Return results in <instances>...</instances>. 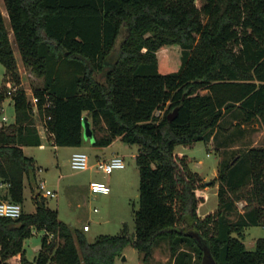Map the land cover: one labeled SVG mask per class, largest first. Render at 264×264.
Returning a JSON list of instances; mask_svg holds the SVG:
<instances>
[{
	"label": "trees",
	"instance_id": "trees-1",
	"mask_svg": "<svg viewBox=\"0 0 264 264\" xmlns=\"http://www.w3.org/2000/svg\"><path fill=\"white\" fill-rule=\"evenodd\" d=\"M3 2L22 61L43 77L32 93L54 144L80 145L84 116L94 145L115 137L135 143L139 194L131 234L123 226L89 241L34 192V159L22 146L38 145L41 135L0 10V62L16 85L10 96L0 87V113L6 97L15 112L0 125L1 198L22 204L27 178L35 202L33 211L0 216V264H114L127 243L147 262L162 241L175 264H264V236L247 248L243 233L264 229V145L219 161L217 204L203 216L197 190L204 181L191 157L175 151L178 143L216 139L227 114L238 126L256 119L264 127V0ZM171 45L180 47L174 68ZM240 197L245 208L231 220ZM37 231L40 248L28 258L24 239Z\"/></svg>",
	"mask_w": 264,
	"mask_h": 264
},
{
	"label": "rangeland",
	"instance_id": "rangeland-1",
	"mask_svg": "<svg viewBox=\"0 0 264 264\" xmlns=\"http://www.w3.org/2000/svg\"><path fill=\"white\" fill-rule=\"evenodd\" d=\"M196 4L200 5L201 0H196ZM0 10L4 15L5 23L9 30V38L20 75V85L25 89L28 99L33 104L32 89L35 86L42 85L43 77L22 61L11 32L3 0H0ZM120 38L121 36L119 35L116 48ZM166 54L171 67H177L180 47L177 45L168 46ZM4 72L5 67L0 62V87H4V84L7 83L4 78ZM97 78L102 79L101 74H97ZM6 87L8 86L6 85ZM8 102L10 101L7 100ZM10 104L14 109L12 101ZM3 112L10 116L14 111L6 108ZM36 112L35 110V121L38 128H41ZM12 114L7 124L14 121L15 116L13 118ZM222 125V128L216 132V139L199 140L190 146L181 143L175 146L176 152L187 154L191 157L190 167L198 171L204 181V187L197 190L199 194L204 196L203 202L198 206V213L201 216L214 209L217 204V170L219 161L222 158L228 159L231 152L236 149L244 150L251 145H264V127L256 119L240 123L238 126L227 114L223 119ZM115 141H120L119 147L125 167L114 168L109 173L97 169L94 165L85 169H74L71 167L69 157L73 149L86 152L88 157H90L89 165H91L92 158L97 154H101L100 149L106 146L94 145L85 136L80 145L53 146L47 143L43 148L38 145H29L26 150L35 156L36 178L33 181L34 192L37 191L36 183L43 179L46 187L55 193L54 195L44 196L47 204L55 208L58 217L71 227L82 229L85 223L88 224L90 229L83 230V232L89 241H93L100 234H115L123 226L126 227L129 234L134 229L133 214L138 207L139 171L132 152L137 151V145L124 142L118 137H115ZM110 147L109 145L105 152H109L111 150ZM236 154L234 155L236 156ZM91 179L106 182L110 187L109 192L99 193L91 191L89 188ZM248 187L246 185L241 188L240 193L241 191L245 192ZM31 192L33 191L27 187L25 188L22 208L26 212L33 211L35 208ZM245 205L246 199L244 197L238 198L236 209L229 213V219H237ZM41 233L42 231L34 232L24 239L25 253L28 258L33 257L34 244L40 243ZM243 233L246 247L253 248L256 239L264 236V229L261 224L250 225L243 229ZM122 255L125 256L124 259ZM114 264H175V262L168 242L162 241L154 248L152 258L147 262H143L141 253L131 243H127L123 248L122 254L115 258Z\"/></svg>",
	"mask_w": 264,
	"mask_h": 264
},
{
	"label": "built area",
	"instance_id": "built-area-1",
	"mask_svg": "<svg viewBox=\"0 0 264 264\" xmlns=\"http://www.w3.org/2000/svg\"><path fill=\"white\" fill-rule=\"evenodd\" d=\"M6 85L8 86L7 94L10 96L11 92L16 88V85H14V83H12L9 80L7 81ZM32 99H33L34 109L36 110L37 97L33 93H32ZM163 112H164V108H159V109H156L155 114L162 115ZM5 119L6 117L3 116V120ZM0 125H2V120H0ZM39 131H41L44 137V141H41L39 143L40 147H45L47 143L52 144L53 146L56 145L53 142V137H52L51 132L47 130V127L45 125L41 124V128L39 129ZM69 162H70L71 167L74 169H85L90 166L89 157L87 153L81 150L72 151L69 157ZM94 166L97 169H100L105 173H109L114 168L124 167L125 162L121 154L114 153L108 158L98 159L95 162ZM36 187H37V191L43 196L55 194L53 190L48 189L46 187L45 181L43 179H40L36 183ZM89 188L91 191L99 192V193H107L110 190V187L106 182L102 180H98V179L89 181ZM21 211H22L21 203L0 198V216L17 217L20 215ZM83 229L84 230L88 229V224L85 223L83 225Z\"/></svg>",
	"mask_w": 264,
	"mask_h": 264
},
{
	"label": "crops",
	"instance_id": "crops-1",
	"mask_svg": "<svg viewBox=\"0 0 264 264\" xmlns=\"http://www.w3.org/2000/svg\"><path fill=\"white\" fill-rule=\"evenodd\" d=\"M7 100H9L10 102H8L7 103ZM11 103V100H10V97H8V98H5L4 100H3V102H2V105H3V108H2V111H1V113H0V120H2V123H4V124H7V122L10 120V116H11V114L13 115V118H14V116H15V112H10L11 114H10V116L9 115H6V114H4V109H6V108H8V109H10V111H14V109L12 108V105L10 104ZM11 107V108H10ZM3 116H5L6 117V119L5 120H3ZM38 129H40V128H38ZM40 132V135H41V141H44V137H43V134L41 133V131H39ZM83 138H84V136H83ZM88 138V137H87ZM119 138V137H118ZM88 140L89 141H92L93 140V138H88ZM116 142V143H115ZM109 145L111 146L110 148H111V150L109 151V152H105L106 150V148H108L109 147ZM38 146H39V144H38ZM56 146V145H55ZM120 141H115V138L108 144V145H106L105 147H103L102 149H100V152H101V154H97L94 158H92V161H91V165L89 166V167H91V166H93L94 164H95V162L98 160V159H104V158H108V157H110L112 154H114V153H119V154H121V152H120ZM29 147V145H23L22 146V148H23V151H24V153L25 154H27V155H30V156H32L33 157V159H34V163H35V156L33 155V154H30L29 152H27L26 150H27V148ZM40 147V146H39ZM40 148H43V147H40ZM75 150H77V149H73L72 151H75ZM71 151V152H72ZM135 154H136V151H134V152H132V155H134L135 156ZM90 158V157H89ZM125 167V166H124ZM124 167H122V168H124ZM35 178H36V169H35ZM91 180H94V179H91ZM90 180V181H91ZM29 188L30 189V187H29V184H28V179L27 178H24V191H25V188ZM6 189H7V184L6 183H4V182H2L1 180H0V198L1 197H3V195H4V193H5V191H6ZM32 195H33V193L31 192V197H32ZM46 202H47V200H46ZM22 205V204H21ZM35 209V208H34ZM90 228L88 227V229H86V230H89ZM40 248V243L39 244H34V254L37 252V250Z\"/></svg>",
	"mask_w": 264,
	"mask_h": 264
},
{
	"label": "water",
	"instance_id": "water-1",
	"mask_svg": "<svg viewBox=\"0 0 264 264\" xmlns=\"http://www.w3.org/2000/svg\"><path fill=\"white\" fill-rule=\"evenodd\" d=\"M173 116H174L173 112H170L167 115L169 120H171L173 118ZM83 136L88 137L90 139L93 138V132H92V129L90 127V122H89V120L87 119L86 116L83 117ZM122 258L124 259L125 256L122 255Z\"/></svg>",
	"mask_w": 264,
	"mask_h": 264
}]
</instances>
